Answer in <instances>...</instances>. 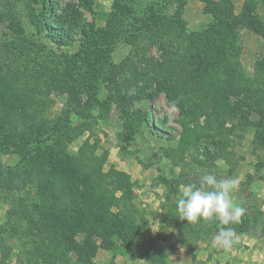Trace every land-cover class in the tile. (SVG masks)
<instances>
[{
    "label": "trees",
    "instance_id": "obj_1",
    "mask_svg": "<svg viewBox=\"0 0 264 264\" xmlns=\"http://www.w3.org/2000/svg\"><path fill=\"white\" fill-rule=\"evenodd\" d=\"M7 1L0 0V24L4 20L16 23L15 10L5 8L11 3ZM20 1L26 22L45 34L53 45L70 43L67 31L61 33L47 24L53 17L51 1ZM137 1L115 2L104 28L97 27L94 21L75 26L81 34L78 42L82 48H99L93 63H103L117 39L137 44V33L121 27L118 17L127 16ZM199 1L205 4V15L212 19L204 30L188 31L179 14L162 19L164 24L152 15L148 20L152 28L148 29L149 38L151 44L157 45L159 59L147 57V45H134V54L113 65L108 82L114 84L115 95L127 113L134 101L163 93L180 116L183 133L178 152L194 149L204 156L205 161L195 159L202 166L219 156L202 144L213 145L220 152L228 135L243 125L255 128L257 144L264 145V62L248 77L240 65L238 43L240 28L264 35V23L256 12L257 0H246L239 15L234 12L233 0ZM77 2L96 15L95 0ZM71 30L70 26L68 32ZM9 49L7 42L0 44V150H14L21 162L13 167L0 165V201L11 204L7 222L0 227V242L6 234L31 244V264H68L70 252H75L77 264H94L91 250L98 242L104 250H112L120 242V246L133 252L141 232L129 218L138 211L130 202L133 185L128 175L112 167L103 172L107 152L97 155L88 141L77 153L68 151L69 144L86 130L70 121L71 111L77 114L81 108L77 91L58 83V65L43 71L35 52L28 47L20 44L12 53ZM104 50H108L106 55ZM80 53L77 60L82 64ZM127 70L132 71L131 76L120 83ZM80 74L83 77L76 82L83 84L86 75L82 71ZM139 82L144 85L138 87ZM153 86L154 90L146 93ZM64 92L68 93L71 110L53 121L43 117L45 100L53 93ZM102 107L108 109L107 104ZM135 115L131 129L150 124V110H138ZM226 123L232 127L226 128ZM163 183L171 194L178 193L170 181L163 179ZM28 186L36 193L32 203L14 195ZM166 199L170 201L171 197ZM205 222L184 221L178 227L179 234L207 236L211 227ZM210 223L217 228L219 221ZM9 254V250L2 251V258L7 259Z\"/></svg>",
    "mask_w": 264,
    "mask_h": 264
},
{
    "label": "rangeland",
    "instance_id": "obj_2",
    "mask_svg": "<svg viewBox=\"0 0 264 264\" xmlns=\"http://www.w3.org/2000/svg\"><path fill=\"white\" fill-rule=\"evenodd\" d=\"M8 1L11 3L5 8L15 10L17 24L6 20L0 24V44L7 42L10 46L9 53L20 44L28 47V50L35 52V58L42 64L43 71L48 70L45 68L52 69L58 65L60 70L58 83L67 86L69 91H77L81 108L77 114L71 111L70 121L73 126H85L86 130L69 144L68 151L77 153L80 146L88 141L95 148L97 155L107 152L103 172H107L112 167L128 175L133 185L130 202L138 212L129 215V218L135 222L141 232L134 242V251L120 246V242H116L112 250H104L98 246V242L91 250L93 263L264 264V145L257 144L255 128L244 125L236 128L234 134L228 135V140L226 144L223 143L220 152L213 145L210 147L208 143H203V147H209V150L218 153L219 156L215 157L213 162L201 166L195 162V159L205 161L204 156L194 149L186 148L183 152H178V142L183 133L180 116L178 110L167 102L163 93L151 99L134 101L128 114L127 108L118 100L119 96L115 95L114 84L108 82V75L113 65H118L127 56L134 54V45H147V57L159 59L157 45L151 44L149 38L151 32L148 29H152L148 22L149 17L156 15L161 24H164L162 19L179 14L188 31L199 32L212 21L203 11L205 4L199 0L135 2L130 6V13L127 16L119 14L118 17L121 27L130 28L132 32L137 33V44L128 43L123 38L117 39L107 55L108 50H104L106 57L103 63H93L92 60L98 56L99 48L93 47L88 51L82 48L78 42L81 34L75 26L94 21L97 27L104 28L112 12V6L118 0H95V16L80 7L77 0H49L53 5V17L48 19V26L61 33L67 31V37L71 40L68 45L61 47L53 45L45 34L39 33L33 25L26 22L22 16L20 0ZM245 1L233 0L236 15L241 13ZM257 3V15L264 23V2L257 0ZM70 26L72 30L68 32ZM146 27L147 31H145ZM238 43L241 47L240 65L251 78L259 69V64L264 62V35L240 28ZM79 53L80 61L84 59L82 64L77 60ZM80 71L84 76L86 75L83 84L76 82L83 77L81 74L78 75ZM131 72L127 70L119 82L121 83L123 78L130 77ZM137 85L141 87L144 83L139 82ZM153 90L154 86L146 93ZM68 100L66 92L51 94L45 100L43 117L50 121L63 117L65 110H71ZM102 104H107L108 109H104ZM138 110H150L151 122L149 125L142 123L139 128L131 129L130 126L135 122L134 119L137 117L135 114ZM225 127L232 126L226 123ZM121 135H124L125 140ZM164 149L168 151L164 152ZM164 153L167 154L166 157ZM20 157L14 153V150L2 149L0 165L13 167L21 162ZM260 163L263 165L261 166ZM209 172L218 179L238 180V189L232 193V201L234 205L245 208V215L239 223L229 226L219 222L217 228H214L210 220L205 222L211 227L207 236L180 235L178 227L184 221L180 220L177 214L176 199L183 186L188 184L198 186L202 176ZM249 177L253 179L250 180ZM163 179L170 181L174 189L178 188V193L171 194L164 185ZM178 180L182 184L179 185ZM27 188L25 190L27 192L22 191L14 195L27 198L28 202L32 203L36 193L33 188L29 186ZM119 195L120 193L117 192L116 197ZM168 195L171 197L170 201L166 199ZM9 208L11 204L7 200L0 201V227L7 222ZM223 227L234 228L239 237L238 243L229 251L213 243V238ZM4 238V241L0 242V264H31L28 262L32 250L31 244H25L22 240L10 238L6 234ZM76 239L80 240L79 237ZM8 250L9 257L4 260L2 251ZM68 257V264H77L75 252H70Z\"/></svg>",
    "mask_w": 264,
    "mask_h": 264
},
{
    "label": "clouds",
    "instance_id": "obj_3",
    "mask_svg": "<svg viewBox=\"0 0 264 264\" xmlns=\"http://www.w3.org/2000/svg\"><path fill=\"white\" fill-rule=\"evenodd\" d=\"M237 189V179H218L211 172L205 173L198 186L188 184L182 187L176 199L179 219L193 224L209 220H218L225 226L239 223L246 210L233 204L232 193ZM238 241L232 227L221 228L213 238L214 245L225 251L231 250Z\"/></svg>",
    "mask_w": 264,
    "mask_h": 264
}]
</instances>
